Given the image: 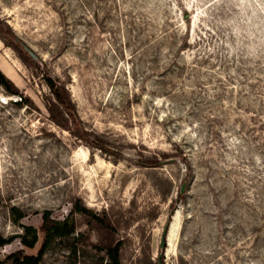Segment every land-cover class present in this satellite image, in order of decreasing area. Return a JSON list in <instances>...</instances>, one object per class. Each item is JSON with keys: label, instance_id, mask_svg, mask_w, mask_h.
Segmentation results:
<instances>
[{"label": "rangeland", "instance_id": "374dc122", "mask_svg": "<svg viewBox=\"0 0 264 264\" xmlns=\"http://www.w3.org/2000/svg\"><path fill=\"white\" fill-rule=\"evenodd\" d=\"M0 19L105 147L53 120L42 72L0 34L20 89L0 86L1 235L50 210L77 231L41 264H106L94 244L117 239L124 264H264V0H0ZM77 200L115 230L72 212ZM41 242L1 246L2 264Z\"/></svg>", "mask_w": 264, "mask_h": 264}, {"label": "trees", "instance_id": "16d2710c", "mask_svg": "<svg viewBox=\"0 0 264 264\" xmlns=\"http://www.w3.org/2000/svg\"><path fill=\"white\" fill-rule=\"evenodd\" d=\"M0 34L10 46L18 51L20 57L24 60V62L33 68L34 72L37 74L42 72L40 71L41 61L38 60L36 53L26 43L18 38L11 26L2 19H0ZM42 77L51 93V97L48 98L47 101L50 103L49 108L53 120L58 125L71 130L76 136L88 139L90 144L105 149L103 140L100 139V137H91L90 131L86 130L82 125L80 118L75 113L71 104L70 95L66 86L50 72H42ZM12 80L0 68V86L7 92L20 94V89ZM21 100L28 101L30 100V97L21 95ZM16 102L21 103L19 100ZM168 157L169 154L164 153L163 158L167 159ZM161 160L157 158L147 159L145 160V163L157 165L163 162ZM186 182L187 181L185 180L179 189V199H182L185 194ZM72 212L85 214L91 219V221L98 222L101 227L110 231L115 230L114 225L104 214L95 212L93 209L83 204L80 200L74 202ZM23 216L24 214L19 213L16 220H19ZM22 228L23 231L21 233H16L8 237L0 234V247L12 242L16 238H19L25 246L34 248L39 242L40 232H42L41 246L38 253L26 254L23 259L20 257L17 261H14L17 255H10L13 259L12 264H41L44 254L56 243V241L69 239L74 236L77 231V225L73 217L68 216L64 219H57L52 216V212L50 210L44 212L43 221L39 228L32 224H23ZM123 244L124 242L122 239H117L112 243H96L94 245L99 251H104L106 264H124L122 259ZM162 246H165V241ZM71 250L75 251L76 247L72 246ZM3 262L4 260L0 258V264ZM141 264H163V262L161 259L155 261L151 258H147Z\"/></svg>", "mask_w": 264, "mask_h": 264}, {"label": "built area", "instance_id": "2783aa9c", "mask_svg": "<svg viewBox=\"0 0 264 264\" xmlns=\"http://www.w3.org/2000/svg\"><path fill=\"white\" fill-rule=\"evenodd\" d=\"M9 97L8 96H6V95H4V94H2V93H0V103H9Z\"/></svg>", "mask_w": 264, "mask_h": 264}, {"label": "bare ground", "instance_id": "6f19581e", "mask_svg": "<svg viewBox=\"0 0 264 264\" xmlns=\"http://www.w3.org/2000/svg\"><path fill=\"white\" fill-rule=\"evenodd\" d=\"M179 221V220H178ZM178 223V222H177ZM176 222H174L173 224H172V226H171V232H170V236L172 237L173 236V234H175L174 233V231H175V229H176ZM170 238V237H169ZM171 240V239H170ZM172 243V242H171Z\"/></svg>", "mask_w": 264, "mask_h": 264}, {"label": "water", "instance_id": "95a60500", "mask_svg": "<svg viewBox=\"0 0 264 264\" xmlns=\"http://www.w3.org/2000/svg\"><path fill=\"white\" fill-rule=\"evenodd\" d=\"M19 259H20V257L19 256H16L15 259H14V261H17Z\"/></svg>", "mask_w": 264, "mask_h": 264}]
</instances>
